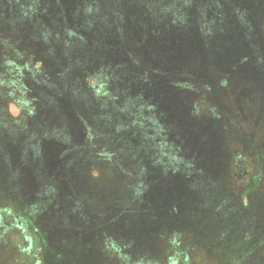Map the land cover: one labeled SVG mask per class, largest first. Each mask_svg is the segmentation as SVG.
<instances>
[{"label": "trees", "instance_id": "obj_1", "mask_svg": "<svg viewBox=\"0 0 264 264\" xmlns=\"http://www.w3.org/2000/svg\"><path fill=\"white\" fill-rule=\"evenodd\" d=\"M1 14L15 22L20 41L14 44L13 55L18 64L24 62L17 67L12 83L20 104L15 119L23 122L28 116L40 115L39 108L46 110L40 116L45 124L37 141L32 146H10H18V156L37 153L40 168L46 170L49 165V178L66 184V168L75 163L74 150L87 151L78 156L77 180L72 175L79 186L75 190L83 191L85 183L102 187L110 182L118 190L120 210L136 217L141 211L156 217L158 212H179L173 201L177 199L175 189L167 192L166 170L159 176V151L176 146L178 154H186L184 149L194 137L202 140L206 136L208 143L216 137L220 146L215 145L213 156L227 170L226 183H222L235 193L232 182L237 173L252 167L251 148L258 140L249 130V134L243 133L241 121L244 103L257 102L252 98L264 90V0H0ZM4 48L11 49L9 43ZM218 66L224 72L215 74ZM1 69L5 78L9 71ZM246 74L250 76H243ZM233 76L243 80L245 88L235 85L230 92L232 102L227 104L221 93L231 87ZM4 98L0 94V116L12 122L10 104L6 106ZM55 110L60 112L62 127L49 123ZM139 119L147 127L136 128ZM227 121L233 124L234 135ZM207 125L213 133L210 137L204 131ZM63 126L70 127V132L64 135ZM1 141L0 155L5 148ZM52 145L57 149L54 165L50 162ZM5 163L10 167L7 170L18 168L10 158ZM121 164L126 169H117ZM0 174L7 181L19 179L12 171ZM2 181L0 209L11 214L27 212L23 191L14 182L11 186ZM37 207L42 206L34 204L32 212ZM91 207L101 211L97 204ZM145 223L148 231L156 228V218ZM120 224L122 228L126 225L125 221ZM263 228L264 224H253L246 237L262 234ZM119 230L110 237L134 240L125 237L128 230ZM175 233L169 244L180 248V240H176L181 234ZM183 249L191 250L185 244Z\"/></svg>", "mask_w": 264, "mask_h": 264}, {"label": "rangeland", "instance_id": "obj_2", "mask_svg": "<svg viewBox=\"0 0 264 264\" xmlns=\"http://www.w3.org/2000/svg\"><path fill=\"white\" fill-rule=\"evenodd\" d=\"M10 6L13 9L12 3ZM9 19L11 23L7 21ZM7 30L9 35L6 34ZM19 41L15 22L1 14L0 94H4L8 101L6 106L10 104L7 112L12 115L13 118L10 117V120L15 123L4 121L0 116V140L3 139L1 142L5 146L0 155V172L12 171L19 179L17 182L11 178L7 181V176L1 177L0 174V183L4 180L12 186L14 182L16 188L23 191L25 196L22 198L27 200L23 205L27 212L11 214L4 207L0 209V264H120V260L126 264H259L258 261L264 263V251L262 252L264 232L258 236L246 237L251 232L253 224H264V175L257 174L264 173V162L258 159L259 152L260 157L264 158V150L262 151L261 148L264 140L263 89L252 98L258 103H244L245 112L241 121L243 133L249 134V131L255 133L258 140L251 148L252 156L255 157L252 167L237 173L236 179L232 182L235 193H230L224 186L227 170L224 169L221 161L213 156L215 145L220 146V141H217L219 139L211 137V143H208L209 138L206 136L202 140L194 137L193 143L184 149L186 154H178L176 146L172 149H164L163 152L159 151V176L161 170H166L164 176L169 179L166 180L167 192L172 193L175 189L177 199L173 201H177L179 212L167 213V215L166 213L159 215L158 212L156 217H153L141 211L137 218L126 209H121L124 213L121 212L118 207L119 200L115 195L118 190L113 188L110 182L102 187L85 183L87 186H83L84 190L77 191L79 186L73 182L72 175L77 180L80 172L78 156H82L87 151L74 150L75 163L66 168L69 173L68 182L65 184L64 181L61 182L62 180L49 178L46 171L49 170V165L45 166L46 170L40 168L37 153L30 151L31 155L18 156V146L10 148L13 144L22 145V143L32 146L33 140L37 141L40 134L38 132L45 124L40 116L42 112L46 114L44 108H39L40 115L36 118L28 116L23 122L15 119L20 104L15 99L12 83L17 67L24 65V62L18 64V59L13 55L14 44ZM5 43H9L11 49L4 48ZM225 43L226 41L223 44ZM1 68L9 71L5 78ZM224 69L223 66H218L215 73L205 68L209 73L215 74L224 72ZM247 75L250 76V74L243 76ZM238 84L245 88L243 80L240 82L233 76L230 81L231 87L221 93L227 104L232 102L230 92ZM257 85L255 84L253 89ZM28 86V94H30L33 88L30 83ZM51 114L55 118L50 119L49 123L62 127L60 112L55 110L51 111ZM57 115L59 117H56ZM146 124L139 119L135 126L147 127ZM227 124L234 135L233 124L229 121ZM63 127L64 135L65 131L70 132V127L68 130ZM204 131L208 132L209 137L213 134L208 125L204 127ZM161 145L164 146V143ZM53 147L54 145L50 147L53 151L50 162L54 165L57 149ZM227 148L231 151L232 144ZM9 158L18 163L17 169L7 170L10 167L5 161ZM61 158L62 155L57 156L58 164L62 162ZM257 160H261L262 163L258 165ZM20 164H24V167L20 168ZM59 168L61 167H57ZM123 168L126 169L123 164L117 166L119 170ZM82 175L83 172L81 181ZM74 186L78 189L75 190ZM236 192L240 193L237 195ZM239 195L245 198L240 199ZM92 203L97 204L101 211L94 212ZM34 204L42 207L34 208L36 211L32 212L31 207ZM137 204L142 207L140 203ZM155 218L156 228L148 231L145 222L151 223ZM123 221L126 224L123 228L128 230L125 237L134 240L128 241L122 235L110 237L114 235L115 229H123L120 224ZM132 226L134 229L131 228ZM225 227L228 228L227 231H224ZM130 228L135 230V233H132ZM121 230L119 231L123 232ZM175 231L181 234V238L178 236L176 240V242L180 240L178 243L180 248L169 244L171 235H174ZM163 239L168 243L163 242ZM184 244L186 248H191L189 252L188 249L186 252L183 249ZM185 255L188 257L185 258ZM260 255L263 257L261 260L258 259Z\"/></svg>", "mask_w": 264, "mask_h": 264}]
</instances>
